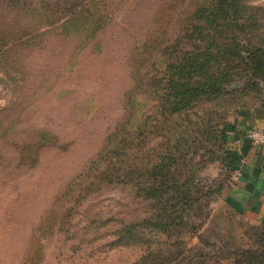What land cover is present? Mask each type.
<instances>
[{"label":"trees","instance_id":"16d2710c","mask_svg":"<svg viewBox=\"0 0 264 264\" xmlns=\"http://www.w3.org/2000/svg\"><path fill=\"white\" fill-rule=\"evenodd\" d=\"M137 2L0 0V13L19 18L17 27L2 36L0 50L39 45L48 33L58 32L76 39L77 49L93 45L102 52L105 45L100 36L117 10L128 7L133 12ZM151 2L146 33L131 43L127 58L132 84L123 95V114L101 150L65 192H59L41 219L25 264H34L39 233L55 218L56 231L64 238L79 239L80 244L141 248L142 255L132 264H222L207 253H193L181 237L188 228H197L193 219L205 202L227 190L225 181L206 182L192 170L206 156L213 160L217 154L203 145L206 150L200 153L199 140L190 139L192 134L183 122L192 123L188 115L204 101L236 100L248 91L264 92V6L252 0ZM217 131L209 127L204 132H209L215 145L223 134ZM158 136L166 138L165 149L158 161H145L149 153L153 156L149 145ZM116 186L131 187L135 198L147 206V215L121 221L111 231L107 229L110 219L99 214L84 227L70 224L83 200ZM262 226L253 247L230 253L232 264H264ZM107 236L112 238L100 241Z\"/></svg>","mask_w":264,"mask_h":264},{"label":"rangeland","instance_id":"374dc122","mask_svg":"<svg viewBox=\"0 0 264 264\" xmlns=\"http://www.w3.org/2000/svg\"><path fill=\"white\" fill-rule=\"evenodd\" d=\"M154 2L139 0L133 12L128 7L117 10L100 36L102 52L93 45L77 49L76 39L58 32L48 33L39 45L0 50V264H25L41 219L59 192L64 193L101 150L122 116L123 95L132 84L127 62L131 43L145 35ZM252 3L264 6V0ZM5 15L0 13V40L19 19ZM235 99L204 101L188 115L193 122H183L190 139L199 140L200 153L206 150L203 145L217 154L213 160L206 156L192 170L206 182L225 181L227 189L239 180L248 162L245 140L253 145L244 113L264 105V92L248 91ZM209 127L223 131L216 145L209 132L204 134ZM165 141L163 136L155 138L148 150L153 156L149 153L145 161H158ZM226 191L205 202L193 219L197 228H188L181 237L193 253L204 252L222 264H232L230 253L253 247L264 222H252L232 210ZM82 203L70 218L76 228L99 214L110 219L111 231L121 221L144 217L148 209L131 187L124 186L105 188ZM55 219L39 233L34 264H132L143 253L139 247L104 249L96 247L97 242L94 248L64 238L56 231Z\"/></svg>","mask_w":264,"mask_h":264},{"label":"crops","instance_id":"0c3cea01","mask_svg":"<svg viewBox=\"0 0 264 264\" xmlns=\"http://www.w3.org/2000/svg\"><path fill=\"white\" fill-rule=\"evenodd\" d=\"M251 127L264 129V105L244 113ZM247 164L239 180L227 189L225 198L230 206L255 223L264 222V148L245 140Z\"/></svg>","mask_w":264,"mask_h":264},{"label":"built area","instance_id":"2783aa9c","mask_svg":"<svg viewBox=\"0 0 264 264\" xmlns=\"http://www.w3.org/2000/svg\"><path fill=\"white\" fill-rule=\"evenodd\" d=\"M253 145L264 148V129L253 127L249 130Z\"/></svg>","mask_w":264,"mask_h":264}]
</instances>
